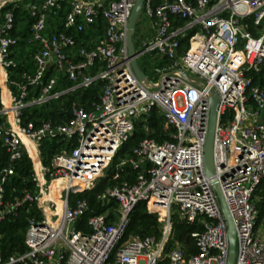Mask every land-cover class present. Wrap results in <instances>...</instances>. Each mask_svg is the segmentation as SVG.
Returning a JSON list of instances; mask_svg holds the SVG:
<instances>
[{
    "label": "built area",
    "instance_id": "2783aa9c",
    "mask_svg": "<svg viewBox=\"0 0 264 264\" xmlns=\"http://www.w3.org/2000/svg\"><path fill=\"white\" fill-rule=\"evenodd\" d=\"M134 3L0 0V146L7 159L0 165V223L27 201L40 215L27 221L24 251L0 253V264H226L227 225L212 179L235 226L236 264H264V225L254 204L264 181V86H250L246 75L264 64V0H144L133 35L136 54L129 56L126 25ZM17 8L25 20H18ZM20 40L32 68L15 73ZM147 53L160 59L151 76L143 71L142 81L131 60L139 64ZM100 81L98 99L89 107L72 101L68 120L23 123L25 108ZM35 88L37 94L30 95ZM212 93L214 173L208 178L204 148ZM154 110L168 131L160 141L144 136L118 164L129 162L138 171L133 182L122 180L98 197L116 200L113 215H90L88 229L77 228L89 205L71 195L104 176L138 119L143 132H151L147 121ZM57 136L74 145L44 167L39 143ZM26 140L36 148L39 171ZM24 155L32 163L35 189L7 199L5 184ZM139 202L157 215L159 237L123 240ZM174 217L199 227L191 233L196 253L187 256L173 238Z\"/></svg>",
    "mask_w": 264,
    "mask_h": 264
},
{
    "label": "trees",
    "instance_id": "16d2710c",
    "mask_svg": "<svg viewBox=\"0 0 264 264\" xmlns=\"http://www.w3.org/2000/svg\"><path fill=\"white\" fill-rule=\"evenodd\" d=\"M18 20H25V13L20 8L15 10ZM24 30L27 26L23 25ZM19 55L17 59L20 60L18 67L15 69V73H19L22 70H31L32 66L29 60V54L23 56L26 43L24 40H20ZM250 78L251 85L264 86V64L257 72H248L246 74ZM63 86L69 85L66 79H61ZM102 82H98L95 85L85 90H79L74 93H67L61 96L57 100H52L42 106H30L23 110V123L28 121H34L39 123L42 120H50L53 123L64 122L70 117V105L72 101L77 100L81 104H85L86 107L90 106V103L98 99L99 92L101 90ZM38 89H32L30 95L37 94ZM90 99L85 102V99ZM142 121L138 119L135 125V130L129 139L120 147L117 151L112 163L107 169L104 176L100 177L91 189L72 194V200L85 199L89 205V211L81 218L80 222L76 225L77 228L87 230L86 221L88 216L94 214L104 213L108 210L109 216L113 215L114 210L117 209V202L113 198L101 200L98 197L108 188L115 184H118L122 180L133 182L137 169L129 162L118 166L121 160H127L131 156L132 150L141 138L149 136L160 141L163 137L160 131V125L163 123L161 116L157 111H153L148 118V125L151 132L145 134L142 129ZM74 145V140L67 142L63 137L57 136L54 138L42 139L39 143V155L41 163L44 167L51 168V159L54 155L61 152L63 149H69ZM32 157V156H31ZM34 166L36 165L35 159L32 157ZM7 163L6 154L3 148L0 146V165ZM117 175V178H114ZM28 189L34 191L35 182L33 181V168L31 160L24 155L22 159L15 163V174L5 184V197L12 199L22 194V190ZM257 192H261L262 198L258 200L254 199V204L258 209V223L264 218V181H262L254 193V198ZM30 217H40L39 212L33 202L27 201L23 206L17 209L15 216H11L2 223H0V253L3 256H8L14 252H22L25 249L24 237L27 228V221ZM199 227L195 224H187L179 221L176 217L173 218V238L178 240L185 252V254L191 255L197 252L195 240L191 233ZM160 223L158 222L157 215L152 213L145 202L137 203L131 210L128 216V222L124 231L125 240L128 236H155L159 237Z\"/></svg>",
    "mask_w": 264,
    "mask_h": 264
},
{
    "label": "water",
    "instance_id": "95a60500",
    "mask_svg": "<svg viewBox=\"0 0 264 264\" xmlns=\"http://www.w3.org/2000/svg\"><path fill=\"white\" fill-rule=\"evenodd\" d=\"M143 2L144 0H135L131 15L126 25V43H127L129 56H134L136 54L135 46L133 42V35L138 23V19L141 16ZM131 66L133 68L134 73L140 80L147 81L144 72L140 68L136 58H132ZM184 76L187 77L186 74H184ZM197 84L201 85L200 82H197ZM216 104H217V97L214 93H212L210 96V119H209L207 138L204 148V172L208 178L212 177L214 173L213 141H214V129H215V121H216ZM210 184L216 193L221 212L223 214L225 223L227 225L228 252L226 258V264H236L237 240H236L235 226L229 214L224 196L222 194V191L220 189L217 180L212 179L210 181Z\"/></svg>",
    "mask_w": 264,
    "mask_h": 264
},
{
    "label": "rangeland",
    "instance_id": "374dc122",
    "mask_svg": "<svg viewBox=\"0 0 264 264\" xmlns=\"http://www.w3.org/2000/svg\"><path fill=\"white\" fill-rule=\"evenodd\" d=\"M134 41H135L136 47L139 48V45H137V36L136 35H135ZM159 59L160 58L156 54H151V53L144 54V55L141 56V58L139 60V66L146 74L151 76L153 74L154 67L158 64ZM89 100L90 99L86 98L85 102H87ZM160 131L161 132H167L168 131V129L165 127V125L163 123H161V125H160ZM121 161H125V160L123 159ZM106 171H105V173H106ZM33 173H34V171H33ZM261 198H262L261 192L260 193L257 192V194L255 195L254 199L258 200V202H259ZM172 210L175 212V208L172 209ZM104 213H108V210L105 211ZM261 223H262L261 225H264V218L261 221ZM259 229H263V227L259 226Z\"/></svg>",
    "mask_w": 264,
    "mask_h": 264
},
{
    "label": "bare ground",
    "instance_id": "6f19581e",
    "mask_svg": "<svg viewBox=\"0 0 264 264\" xmlns=\"http://www.w3.org/2000/svg\"><path fill=\"white\" fill-rule=\"evenodd\" d=\"M26 142H27V145H28L29 153L35 159L36 165H37L38 161H39V158H38V154H37L36 148H35L33 143H31V142H29L27 140H26ZM35 168H36L37 171H39L40 166L37 165ZM56 183H57V181L53 182V186H55Z\"/></svg>",
    "mask_w": 264,
    "mask_h": 264
}]
</instances>
